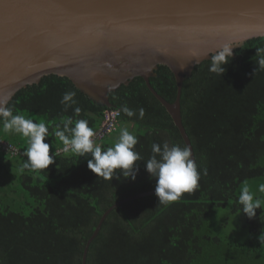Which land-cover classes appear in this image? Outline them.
Returning a JSON list of instances; mask_svg holds the SVG:
<instances>
[{"label":"trees","instance_id":"obj_1","mask_svg":"<svg viewBox=\"0 0 264 264\" xmlns=\"http://www.w3.org/2000/svg\"><path fill=\"white\" fill-rule=\"evenodd\" d=\"M258 48H264V37L236 49L222 76L211 73L210 60H205L183 82L181 117L201 173L199 188L167 206L151 195L113 209L89 246L86 264H264V244L257 238L264 235V195L255 197L261 205L251 219L238 203L239 186L264 177V69L257 65ZM156 74L151 86L174 102L173 73L160 65ZM67 91L75 93L76 104L65 111L60 101ZM108 96L111 108L90 100L68 78L49 75L18 91L7 104L14 115L48 126L44 142L55 159L45 170H21L27 146L0 131V139L19 151L0 148V264H81L85 244L103 213L117 201L155 189L156 181L144 166L153 143L186 146L143 78L135 77ZM125 105L143 108V119L126 116L120 111ZM75 107L81 109L78 115ZM109 109L119 112L116 128L94 140L106 150L121 129L136 136L134 150L142 159L136 161L134 180L119 174L111 181L97 178L87 168V159L64 152L54 135L56 125L69 117L73 126L78 119L87 120L96 132ZM221 210L228 211L218 232L214 216ZM230 218L242 232L228 231ZM245 228L254 238L231 240L234 233L243 236Z\"/></svg>","mask_w":264,"mask_h":264},{"label":"water","instance_id":"obj_2","mask_svg":"<svg viewBox=\"0 0 264 264\" xmlns=\"http://www.w3.org/2000/svg\"><path fill=\"white\" fill-rule=\"evenodd\" d=\"M264 37V0H0V104L43 77L68 78L99 105L111 108L109 93L141 77L194 150L183 126V82L196 65L230 43L232 53ZM173 73L177 93L170 103L150 84L159 66ZM196 162V161H195ZM117 201L101 216L82 254Z\"/></svg>","mask_w":264,"mask_h":264},{"label":"clouds","instance_id":"obj_3","mask_svg":"<svg viewBox=\"0 0 264 264\" xmlns=\"http://www.w3.org/2000/svg\"><path fill=\"white\" fill-rule=\"evenodd\" d=\"M234 45L225 43L218 50L211 53L209 71L222 76L227 65L232 58V48ZM258 57L257 65L259 69H264V48L256 49ZM257 70L255 68L254 72ZM254 74V73H253ZM75 93L67 91L62 95L60 103L67 111L76 104ZM75 114H79L81 109L75 107ZM128 117L137 116L143 119L144 109H130L122 106L120 109ZM0 121L3 122L5 133H17L26 138L27 147L24 149L21 170L36 172L45 170L54 163L55 155H49V144L45 139L49 136L48 126L41 122L36 123L23 115H14L11 108L0 104ZM62 124V126H61ZM61 124L56 125L54 135L64 145L63 151H71L77 157L87 159V168L96 177L105 180H112L119 174L124 178L135 179L138 170L136 161L141 160V156L134 150L138 143L136 136L131 134L126 128L121 129L118 140L112 147L102 150L93 139L95 131L88 126V121L78 119L73 126L71 117L64 119ZM152 155L144 164L146 172L150 178L156 181L154 193L158 204L167 206L181 199L184 193H193L199 188L201 173L192 158V151L188 146L172 145L167 142L163 146L153 143ZM91 157L88 159V157ZM116 170H120L117 172ZM206 175V169L204 170ZM260 191L264 192V185L260 186ZM238 203L242 206L241 211L249 219L256 215V210L260 208V200H254L253 194L245 186L239 195ZM258 241L264 244V235H259Z\"/></svg>","mask_w":264,"mask_h":264},{"label":"rangeland","instance_id":"obj_4","mask_svg":"<svg viewBox=\"0 0 264 264\" xmlns=\"http://www.w3.org/2000/svg\"><path fill=\"white\" fill-rule=\"evenodd\" d=\"M26 118H29V116H27ZM3 130V128H0V131ZM10 135V133H8ZM17 137L20 142L24 145L27 146V142H26V138L22 137L20 134L17 133H11V137ZM12 139V138H11ZM50 153V150H49ZM16 172V171H15ZM17 173V172H16ZM262 181H264V177L263 180L259 181L258 180H247L244 181L238 188V193H241V190L247 186L249 191L253 194L254 200L255 197L257 195H264V192L260 191V186L262 185ZM224 211H228V210H221V211H217L216 215L214 216V228L219 232V226L218 224L221 223L223 221V213H225ZM227 229L228 231L232 230V232H242V229H238V227L236 226V224L234 223V218H230L228 223H227ZM224 230V229H223ZM216 231V232H217ZM217 232V233H218ZM244 235L240 236V235H236L235 233L232 234L230 236V238H232L231 240L234 242H247L248 240H250L251 238H254L249 232L248 230L245 228V230L243 231ZM221 233V232H220ZM258 238V237H257Z\"/></svg>","mask_w":264,"mask_h":264},{"label":"built area","instance_id":"obj_5","mask_svg":"<svg viewBox=\"0 0 264 264\" xmlns=\"http://www.w3.org/2000/svg\"><path fill=\"white\" fill-rule=\"evenodd\" d=\"M118 116L119 112L118 110L115 109H109L106 111L104 114L103 121L101 123V127L99 128L98 131H96V135L93 139L101 138L104 136L106 133L114 130L116 128L117 122H118ZM0 148L6 152L12 153V154H17L19 153L18 149L12 147L5 141L0 139Z\"/></svg>","mask_w":264,"mask_h":264}]
</instances>
